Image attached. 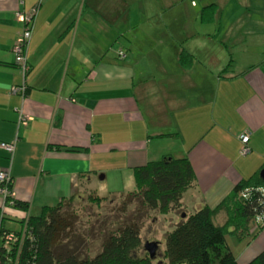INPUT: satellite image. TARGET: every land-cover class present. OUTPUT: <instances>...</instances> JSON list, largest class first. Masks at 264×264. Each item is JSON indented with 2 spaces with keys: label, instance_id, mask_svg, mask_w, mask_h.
<instances>
[{
  "label": "crops",
  "instance_id": "obj_1",
  "mask_svg": "<svg viewBox=\"0 0 264 264\" xmlns=\"http://www.w3.org/2000/svg\"><path fill=\"white\" fill-rule=\"evenodd\" d=\"M31 13L24 76L13 52L18 15ZM21 86L26 95L12 93ZM167 155L192 164L182 208L193 212L264 169V0H0V171L16 200L34 214L86 182L95 191L98 175L101 190L104 160L126 157L133 174ZM239 247V264L250 262L264 229Z\"/></svg>",
  "mask_w": 264,
  "mask_h": 264
},
{
  "label": "trees",
  "instance_id": "obj_2",
  "mask_svg": "<svg viewBox=\"0 0 264 264\" xmlns=\"http://www.w3.org/2000/svg\"><path fill=\"white\" fill-rule=\"evenodd\" d=\"M216 7L203 10L204 21L215 19ZM261 172L239 182L217 207L205 206L195 213L185 214L186 218L174 231L166 234L165 249L158 263H155L156 255L152 258L143 246L144 220L150 213L166 216L181 210L183 195L197 183L187 156L167 155L133 169L136 189L124 196L123 205L126 208L136 204L140 215H132L116 231L106 233L100 253L93 258L78 251L76 240L80 242L81 237L75 232V216L66 207L76 200L77 189L59 204L43 207L39 215L31 213L28 203L9 197L4 208L0 207V264H239L240 247L236 255L227 235L239 243L249 244L264 229ZM11 181L8 188L13 194V179ZM85 185L87 182L82 187L88 191ZM90 192L88 201L93 204L100 205L107 199L100 197L97 191ZM8 208L25 213L20 222L21 230L15 232L5 227L6 216L11 217L5 211ZM222 216L223 223L219 222ZM9 233L21 239L5 248V237ZM21 234L24 236L20 237ZM246 264H264V250Z\"/></svg>",
  "mask_w": 264,
  "mask_h": 264
},
{
  "label": "rangeland",
  "instance_id": "obj_3",
  "mask_svg": "<svg viewBox=\"0 0 264 264\" xmlns=\"http://www.w3.org/2000/svg\"><path fill=\"white\" fill-rule=\"evenodd\" d=\"M191 1L193 5H200L204 0ZM232 5L236 6L237 3L234 2ZM142 14L144 15V13ZM120 156L112 157L102 162L103 168L109 171L107 181L102 184L105 185V188L102 189V185L101 190L98 188V185L101 183L100 179L102 175H98L97 178L94 179V190L97 191V193L99 192L98 195L101 197H106L107 199L105 201L101 202L100 205L93 204L88 201V195L91 193V189L88 188L89 190L87 191L82 186H79L77 188L78 191H76L77 193L75 192L77 196L76 200L70 205H66L69 211L73 212L75 216V232L81 237L80 242L76 240V244L79 248L78 251L82 252L83 256L87 255L89 258H93L98 255L102 249L106 233L109 231H116L122 224L124 225L125 221L129 220L132 215L137 217L140 215L139 212L136 211L138 208L136 204L129 205L126 208L123 205L124 196L134 192L136 188L133 174L129 170L128 159ZM116 167H123L124 171L118 173L112 172V169ZM188 210L190 212L185 208H181L180 211L166 216L155 212L150 213L149 218H145L142 230L143 246L145 248L147 243H155L157 245L155 250L157 259L155 263L161 260L162 253L165 249L166 234L174 231L176 226L186 218V216L183 217V215L195 213L192 209ZM39 214L40 212L34 213V215ZM6 217L5 227L7 229L15 232L21 230V217H14V219L8 216ZM219 222L223 223L222 220ZM227 240L237 255L239 241L229 234L227 235ZM242 244L246 245V242ZM69 246H71V244H69ZM146 252L148 253L147 250ZM142 253L144 254V252Z\"/></svg>",
  "mask_w": 264,
  "mask_h": 264
},
{
  "label": "built area",
  "instance_id": "obj_4",
  "mask_svg": "<svg viewBox=\"0 0 264 264\" xmlns=\"http://www.w3.org/2000/svg\"><path fill=\"white\" fill-rule=\"evenodd\" d=\"M32 15V17L30 16ZM34 14H26L22 15L19 14L18 17L19 19L24 22L25 28L23 32L20 34L18 41L16 42V45L14 47V55H15V61L17 65L20 67V70L22 71V74L25 76L28 71H29V65L27 62V53H28V47L33 35V25H34ZM119 57L121 60H125L127 58V54L123 51L120 52ZM18 92V93H16ZM12 93H16L15 95H25V88H14L12 90ZM24 118H21V121H23ZM249 136H241V142L243 144V149H242V155H247L250 152L249 148ZM1 148L5 150L6 152L12 154L14 153L15 146L14 144H4L1 143ZM12 177L10 173L7 172H2L0 171V195L3 198V208L5 206V202L7 198L12 197L13 194L10 193L8 185L12 182ZM22 235V234H21ZM20 237H23L24 234ZM21 238L19 236H16L14 233H9L5 237V248H7L9 245L16 243L20 241Z\"/></svg>",
  "mask_w": 264,
  "mask_h": 264
},
{
  "label": "water",
  "instance_id": "obj_5",
  "mask_svg": "<svg viewBox=\"0 0 264 264\" xmlns=\"http://www.w3.org/2000/svg\"><path fill=\"white\" fill-rule=\"evenodd\" d=\"M261 179L264 181V170H262L260 174ZM185 217V215H183ZM157 248V245L155 243H147L145 246V249L150 253V256L153 258L155 255V250Z\"/></svg>",
  "mask_w": 264,
  "mask_h": 264
},
{
  "label": "bare ground",
  "instance_id": "obj_6",
  "mask_svg": "<svg viewBox=\"0 0 264 264\" xmlns=\"http://www.w3.org/2000/svg\"><path fill=\"white\" fill-rule=\"evenodd\" d=\"M29 48V47H28ZM27 62H28V59H27ZM29 65V64H28ZM29 68H30V66H29ZM29 71H30V69H29ZM28 71V72H29ZM25 76H27V74L25 75ZM25 88V95H26V87L25 86H21V87H18V88ZM17 88V87H16ZM16 93H18V92H16ZM16 93H13V94H16ZM242 136H249V138H251V134L250 133H245V134H243ZM249 143H250V140H249Z\"/></svg>",
  "mask_w": 264,
  "mask_h": 264
}]
</instances>
